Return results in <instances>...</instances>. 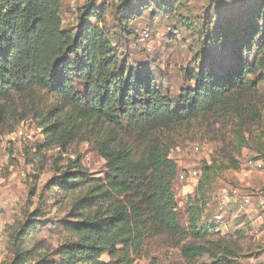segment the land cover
<instances>
[{"label":"trees","instance_id":"trees-1","mask_svg":"<svg viewBox=\"0 0 264 264\" xmlns=\"http://www.w3.org/2000/svg\"><path fill=\"white\" fill-rule=\"evenodd\" d=\"M61 1L0 0V142L17 99H31L37 108L38 94L46 93L58 104L39 113L44 137L39 152H67L88 141L89 126L98 121L142 144V152L114 147L116 140L109 136L96 139L106 161V180L91 178L80 157L70 160L62 178L71 184L62 191L74 194L79 187L89 186L74 205L72 220L63 224L66 240L37 262L34 254L39 246L17 247L11 264H134L133 254L140 251L143 240L158 235L179 239L180 244L182 239L203 241L197 249L183 247L189 260L209 256L219 264H239V244L231 246L225 238L210 241L202 234L207 230L200 227L217 166H206L195 196L189 198L187 226H183L174 192L178 163L170 157L169 144L150 135L216 113L241 90L264 88V73L257 82L249 77L264 71V0L223 3L216 22L213 12L207 13L211 18L205 24L214 25L215 31L205 39L202 36L190 66L181 70L190 85L181 89L179 99L170 85L158 83L154 61L121 66L117 45L105 25L106 3L84 7L78 27L69 30L63 27ZM120 1L119 38L126 46L138 26L129 29L128 25L146 10L153 12L155 0ZM155 9L167 13L178 6L172 1ZM181 24L198 33L193 18ZM244 145L242 139L239 147ZM239 167L233 165L235 170ZM23 229L35 231L36 222L26 221ZM105 255L110 258L107 263L102 261Z\"/></svg>","mask_w":264,"mask_h":264},{"label":"rangeland","instance_id":"rangeland-1","mask_svg":"<svg viewBox=\"0 0 264 264\" xmlns=\"http://www.w3.org/2000/svg\"><path fill=\"white\" fill-rule=\"evenodd\" d=\"M172 1L176 2L178 9H170L167 13H159L155 9ZM234 1L155 0L151 6L153 12L146 10L140 19L128 25L129 29L135 25L152 29L156 42L153 54L132 51L129 44H120L117 21L120 15L116 12L121 6L120 0H62L60 13L63 27L75 30L79 12L84 7L92 2L97 8L106 3L105 25L117 45L121 66L124 62L129 66L136 62L154 61L158 83L170 85L174 98L179 99L181 89L190 85L184 82L181 70L190 66L202 36L205 39L209 31H215L214 25L205 24L211 18L207 13L212 11V19L216 22L219 20V7ZM186 18H193L198 33L181 24ZM169 27L173 28V34L169 32ZM174 27L178 30L177 35ZM250 60L253 61L254 57ZM263 73L259 70L249 77L257 82ZM37 97V108L31 99H17L10 112L9 127L0 142V264H11L17 247L33 249L39 246V252L34 254V261L37 262L46 255L47 250L55 249L66 240L63 224L66 220H72L69 219L72 209L85 196L89 185L79 187L74 194L66 193L62 187L67 190L71 182L62 176L67 172L69 161L80 157L91 178L107 179L106 161L98 151L96 139L105 140L109 136L116 140L113 146L142 152V144L136 140L138 144H135L129 135L100 121L91 122L86 135L88 141L71 146L67 152L60 149L39 152V146L44 143L43 130L39 127L43 116L40 117L39 113L57 108L58 101L46 93H39ZM230 98L228 104L217 109L216 113L209 112L181 127L157 131L150 135V139L160 138L169 144L170 157L178 163L180 171L197 169L200 172L197 180L176 182L174 185L181 224L187 226L189 198L195 196L206 166H217V177L211 186L207 209L200 218V227L207 230L202 234L210 241L225 238L231 246L239 244V264H264V207L258 204L259 198L264 199V88L259 85L241 90ZM20 130L24 136H19ZM242 139L245 145L240 148ZM195 146L200 147L199 153H193ZM250 160L261 161L263 169L249 168ZM234 162L239 164L238 170L233 168ZM234 187L249 195L252 204L243 205L240 200L225 204L221 198L222 191ZM217 215L222 216L220 223L215 219ZM28 220L36 222L35 231L28 233L23 229ZM25 232L27 237L23 235ZM179 241L166 235L145 238L140 251L133 254L134 264L220 263L209 256L187 259L183 247L193 246L192 249H197L203 241L182 239L181 244ZM102 261L107 263L110 258L105 255Z\"/></svg>","mask_w":264,"mask_h":264},{"label":"built area","instance_id":"built-area-1","mask_svg":"<svg viewBox=\"0 0 264 264\" xmlns=\"http://www.w3.org/2000/svg\"><path fill=\"white\" fill-rule=\"evenodd\" d=\"M168 30L170 33L174 32L172 27H169ZM129 48L132 51L144 52L146 54H153L156 51V42L152 29L144 25H138L137 27H135L132 39L129 44ZM18 134L19 136H24V132L22 130H20ZM192 151L194 154L199 153L200 147L195 146L193 147ZM248 167L256 170H262L263 164L261 161L250 160L248 162ZM199 177H200V172L197 169H189L185 171L179 170L177 182H181V183L189 182V181L197 180ZM221 198L222 201L228 205L237 202L238 200H240L243 205L248 206L252 204V198L249 195H244L241 189L238 187L223 190L221 194ZM258 204L261 207H264V199L259 198ZM215 219L217 222L220 223V221L222 220V216L217 215ZM251 264H255V263L251 262Z\"/></svg>","mask_w":264,"mask_h":264}]
</instances>
